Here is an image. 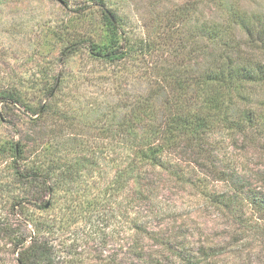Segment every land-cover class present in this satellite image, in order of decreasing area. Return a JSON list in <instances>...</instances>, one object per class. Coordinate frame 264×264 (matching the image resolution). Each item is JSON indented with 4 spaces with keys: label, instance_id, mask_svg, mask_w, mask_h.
Listing matches in <instances>:
<instances>
[{
    "label": "trees",
    "instance_id": "trees-1",
    "mask_svg": "<svg viewBox=\"0 0 264 264\" xmlns=\"http://www.w3.org/2000/svg\"><path fill=\"white\" fill-rule=\"evenodd\" d=\"M196 4L183 6L178 19L183 20L184 14L196 13ZM219 5L221 7L222 3ZM94 9L96 11L87 15L96 22L93 31L80 29L75 19L63 20L58 30L64 57L61 64L66 65L70 57L79 53L86 57V65L78 69L77 74L62 72L60 76L57 73L35 80L30 78L20 81L19 86L12 84V88L0 90V108L6 111L23 108L25 114L32 115L35 123L45 115L57 117L62 113L59 104L70 101L71 123H77L88 132V137H73L71 142L62 145L51 139L42 141L41 149L36 148V152L28 151L27 145L20 140L0 142V198L4 193L9 195L6 203L0 204V241L7 239L5 245H0V263L83 262L70 255L71 246L65 248L63 243L68 250L65 251L48 238L59 231L58 228H64L60 225L62 220L51 215L63 192L76 203V207H69L73 212L68 216L71 219L91 208L96 210L103 204L105 207V202L121 196L119 211H123L127 224L137 234L134 241L131 238L132 242L128 243L136 263L219 264L213 261L214 255H205L209 250H217V245L208 247V252L200 245L197 251L187 245L183 234L174 232L177 227L160 234L146 230L150 220H167L172 216L173 222L177 220L176 212L168 213V208L163 207L165 204L157 200L156 182H149L146 170L159 168L168 172L169 178L186 183L184 180H189L185 179L189 173L182 165L192 164L203 179L189 184H198L203 190L201 194L212 205L225 206L227 203L240 212L247 206L264 210V194L244 178H238L234 172L222 167L223 163L217 157L226 136L234 144L243 135L247 145L262 144L264 150V115L253 108L255 95L249 87L264 81V64L251 65L240 53L236 57L245 45L264 56V19L248 18L230 8L224 23L205 21L196 36L208 38L209 45L202 46L203 50L197 46L193 55L196 58L201 54L208 55L205 56L207 61L198 64L199 67L189 66L190 61L186 66H176L165 58L161 36L157 33L134 39L132 29L127 27L126 16L110 9L104 0H97ZM233 25L243 31L245 43H236L231 30ZM212 46L217 54H213ZM230 50L234 51V57H229ZM109 65L114 68L106 76L103 73L108 70L95 69ZM133 74L145 92L129 94ZM87 84L95 88V97L89 98L92 102L86 99V92L82 90ZM113 91L119 93L116 104L105 101ZM4 119L1 113L0 120ZM217 135L220 136L215 139ZM27 138L35 140L29 135ZM63 153L65 155L60 156ZM108 173L113 175L109 181L106 177L112 175ZM98 175H103L102 181L94 177ZM208 176L231 188L226 193L209 190ZM101 182L107 184L97 195L95 190ZM131 183L134 184V196L124 197L122 191L128 190L126 187ZM85 190L89 196L94 195L82 204L78 200L83 198ZM19 191L21 193H17ZM141 202L148 204L146 215L137 208ZM1 208L9 209L7 217H3ZM111 216L117 218L119 215L112 211ZM243 216L241 212L235 219L245 226L251 221ZM97 217L100 223L109 219L107 212L98 209ZM147 218L150 220L146 221ZM145 236H149L153 246L146 247L144 241L148 237ZM11 255L14 258L9 262ZM113 256L96 255L93 264H115Z\"/></svg>",
    "mask_w": 264,
    "mask_h": 264
},
{
    "label": "rangeland",
    "instance_id": "rangeland-1",
    "mask_svg": "<svg viewBox=\"0 0 264 264\" xmlns=\"http://www.w3.org/2000/svg\"><path fill=\"white\" fill-rule=\"evenodd\" d=\"M104 1L110 9L118 10L119 14L126 16L127 27L132 29L134 39H140L153 33L161 36V49L165 54L162 53L170 64L176 66H186L188 65L186 63L190 61L189 66L199 67L198 64L207 61L205 56L208 55L201 54L198 58L193 55L196 53L197 46L202 48L206 44L209 45L208 38L202 39L196 36L199 33L198 28L205 21H209L211 24L224 23L229 17L227 10L230 8H233L235 12L243 13L248 18L264 19V0ZM96 2L97 0H0V90L6 87L12 88V84L19 86L20 81H28L30 78L35 80L36 78L54 76L57 73L60 76L62 72L66 75L69 73L77 74L78 69L86 65V57L79 53L70 57L66 65L61 64L64 57L60 51L62 45H60L61 41L58 38V30L63 20L75 19L77 27L88 29L90 32L93 31L96 22L87 15L90 14V11H96L94 9ZM220 2L222 3L221 7ZM188 3L189 6L197 3L198 10L189 16L183 13L185 15L183 20L178 19L180 18L178 16L179 10ZM105 7L103 5V8ZM99 8L102 6L100 5ZM231 30L236 43H245L246 37L237 25H233ZM236 47L238 46L236 45ZM211 48L214 50V46ZM212 52L217 54L215 50ZM239 53L251 65L264 64L262 52L245 45L239 49L236 57L239 56ZM228 55L234 57V51L230 50ZM113 68L109 65L97 66L95 69L96 71L108 70L103 73V76H106ZM151 75L147 76L151 77ZM89 76L90 78L93 77L92 74ZM154 78L156 76L152 77V81ZM249 87L255 95L253 108L259 114L264 115V81ZM82 90L86 92V99L95 97L93 95L95 88L92 85H84ZM140 91L145 92L146 90H141V85L133 74L129 94L136 95ZM116 93L113 91L111 97L105 101L108 100L111 104H116L119 94L115 95ZM97 98L103 100L102 97L99 98V95ZM92 100L89 99L90 102ZM71 103L66 101L59 104L58 108L62 111L61 114L56 115L57 117L45 115L37 123L33 122L32 115L24 113L23 108L20 111L14 110L15 112L0 108V114L2 113L5 118L3 121L0 120V142L8 139L20 140L27 145L28 151L36 152V148L41 149L42 141L48 139L56 143L61 142L62 145V143L71 142L73 137L82 139L88 137L85 128H79L77 123H71L69 112ZM104 107H106L105 104ZM66 110L68 114H66ZM9 121L10 123H8ZM28 135L35 140L28 139ZM218 136L220 135L214 138L217 139ZM243 138L242 135L238 142L233 144L227 136L223 137L225 143L219 148L217 157L223 163L222 167L234 172L236 177L244 178L249 185L264 194V150L262 144L247 145ZM61 155L63 156L65 153ZM181 164L183 163L181 162ZM182 166L189 173L185 177L189 180H184L186 183L169 178L170 175L165 170L147 168L146 173L149 182H156L154 188L156 189L157 200L165 204L163 207L168 208V213L174 212L175 214L176 212L177 220L173 222L174 216L172 215L167 220L151 221L150 218H147L146 221L150 220V224L146 230L150 233L160 234L177 227L174 232L183 234L187 245L195 247L197 251L200 245H204L205 249L217 245V250L207 249L209 252L205 255H214L213 261H218L219 264H264V234H262V232L264 233V210L253 206L243 207L241 210L245 215L243 219L248 218L251 222L245 226L243 223L239 224L235 218L241 214L240 210L235 206L230 205L229 207L227 203L225 206L212 205L203 197L201 194L203 190L198 184L195 186L189 184L203 179V175L200 174L197 167L192 164H183ZM108 174L112 175L111 173ZM94 177L102 181L103 175ZM112 178L113 175L110 178L107 176L106 180L109 181ZM206 179L211 184L209 190L226 193L231 188L224 182L214 181L212 177L208 176ZM106 184L101 182L95 190V194L99 195ZM130 185L126 187L128 190L122 191L121 195L124 197L125 195L134 196V184L131 183ZM82 187L85 189V183ZM108 190H110V186ZM83 193V198L79 199L78 202L85 204L94 193L91 196H89L88 190ZM60 195L61 199L51 215L54 218L55 216L59 217L62 220L60 225H63L64 228H58L60 230L49 236V240H53L59 248L63 247V243L65 248L71 246L70 255L81 258L83 261L81 264H93L96 262L95 256L101 254L105 258L114 255L115 264H142L140 261L136 263V259L131 257L133 255H131V246L128 243L132 242L131 238L134 241L137 234L127 224L128 219L126 216L123 217V211H119L122 202L121 196H117L111 202H105L107 204L105 207L103 204L97 208L98 211L107 212L109 216V219L104 223H100L97 220V209L92 210V208L93 212L91 210L83 211L81 216H76L74 219L68 218L69 215H72L70 213H73L69 207L71 205L76 207V203L71 201V196L63 192ZM4 197L0 198V204L3 202L5 204L9 195L4 193ZM74 199L76 200V198ZM143 203H139L137 208L146 215L145 211H148V204L147 202ZM1 209H3V217H7L9 209ZM112 211L119 216L112 218ZM37 214L39 213L37 212ZM103 231H105L104 235L101 234ZM145 237H148V240L144 241L146 247L153 246L149 236ZM6 241L7 239L3 238L0 245H5ZM66 256L71 258L68 254ZM8 257V261L12 262L14 256Z\"/></svg>",
    "mask_w": 264,
    "mask_h": 264
}]
</instances>
